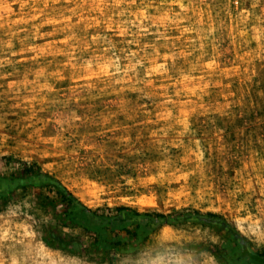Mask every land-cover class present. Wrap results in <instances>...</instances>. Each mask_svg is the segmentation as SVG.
Masks as SVG:
<instances>
[{
    "label": "rangeland",
    "instance_id": "374dc122",
    "mask_svg": "<svg viewBox=\"0 0 264 264\" xmlns=\"http://www.w3.org/2000/svg\"><path fill=\"white\" fill-rule=\"evenodd\" d=\"M25 165L95 212L218 215L264 255V0H0V177ZM58 202L0 201V264L234 255L197 222L95 245Z\"/></svg>",
    "mask_w": 264,
    "mask_h": 264
},
{
    "label": "trees",
    "instance_id": "16d2710c",
    "mask_svg": "<svg viewBox=\"0 0 264 264\" xmlns=\"http://www.w3.org/2000/svg\"><path fill=\"white\" fill-rule=\"evenodd\" d=\"M27 187H37L53 193L59 200L56 203L60 207L57 216H63L66 221L79 226L92 237L95 245L100 246V244L109 242V235L112 236V241H117L116 245L126 241L120 237L122 235L145 243L150 235L164 227H176L188 222H197L204 226L219 227L225 230L227 236L231 238H229V242H232V247H228V249L234 252V255L230 261L223 256L226 264H264V255L255 254L251 250V245L241 235L235 233L222 217L215 214L197 212L177 215L141 214L125 207L106 213L95 212L80 203L54 178L41 173L36 167L28 165H25L21 172L10 178L0 177V201L13 195L16 190Z\"/></svg>",
    "mask_w": 264,
    "mask_h": 264
},
{
    "label": "clouds",
    "instance_id": "9594fccd",
    "mask_svg": "<svg viewBox=\"0 0 264 264\" xmlns=\"http://www.w3.org/2000/svg\"><path fill=\"white\" fill-rule=\"evenodd\" d=\"M237 228L239 231H241L242 234L248 235L247 232H245L244 228L241 225H237ZM252 235H257L255 232L252 233ZM261 238L259 236H257V240L259 241Z\"/></svg>",
    "mask_w": 264,
    "mask_h": 264
}]
</instances>
